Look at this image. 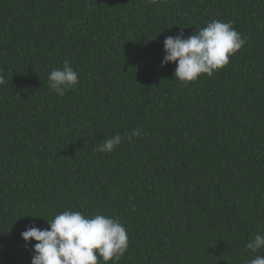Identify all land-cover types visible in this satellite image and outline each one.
Masks as SVG:
<instances>
[{"label":"trees","instance_id":"1","mask_svg":"<svg viewBox=\"0 0 264 264\" xmlns=\"http://www.w3.org/2000/svg\"><path fill=\"white\" fill-rule=\"evenodd\" d=\"M213 20L245 44L180 82L165 38ZM65 60L80 83L61 97ZM0 73V264H31L21 233L66 210L119 219L118 264L264 256L245 247L264 235V0H0Z\"/></svg>","mask_w":264,"mask_h":264},{"label":"clouds","instance_id":"2","mask_svg":"<svg viewBox=\"0 0 264 264\" xmlns=\"http://www.w3.org/2000/svg\"><path fill=\"white\" fill-rule=\"evenodd\" d=\"M163 2V0H161ZM245 44L241 33L234 29L231 22L213 20L205 27L185 36L180 31L164 40V57L161 67L169 62L176 63L174 78L180 82H193L201 75L211 76L225 67L230 57ZM0 73V85L5 84ZM49 88L58 96L75 88L79 83L78 72L65 60L61 68H54L48 75ZM140 129L134 130L127 139L140 136ZM122 143L120 134L99 143L96 150L111 153ZM50 226L41 230L36 226L26 228L21 233L27 243L36 241L32 246L31 264H118L128 249V233L116 217L102 214L85 216L81 212L66 210L50 221ZM252 253L264 249V235L256 234L245 245ZM248 264H264V256L256 255Z\"/></svg>","mask_w":264,"mask_h":264}]
</instances>
